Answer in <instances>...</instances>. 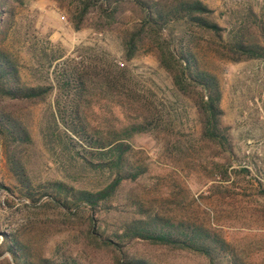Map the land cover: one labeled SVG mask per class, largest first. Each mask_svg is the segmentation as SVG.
Returning a JSON list of instances; mask_svg holds the SVG:
<instances>
[{
  "label": "rangeland",
  "instance_id": "rangeland-1",
  "mask_svg": "<svg viewBox=\"0 0 264 264\" xmlns=\"http://www.w3.org/2000/svg\"><path fill=\"white\" fill-rule=\"evenodd\" d=\"M202 1L224 35L241 25L255 39L257 28L264 26L262 0ZM77 4L26 0L16 7L15 24L33 27L29 32L39 42L37 49L30 52L29 41L14 35L2 44L17 58L24 83L51 87L43 99L12 109L19 111L33 141L21 153L34 192H45L39 185L51 181L76 190H95L103 182L99 172L72 161L74 152L88 157L87 149L74 142L72 149L69 132L65 135L57 126L56 100L58 91L63 92L58 81L72 67L88 79L80 106L95 136L112 137L132 124L148 128L133 136L128 154L131 167L145 173L123 181L115 196L94 213L86 207L62 212L39 192L35 202L26 201L0 146V231L15 230L34 260L125 264L134 258L149 264H208L188 251L119 238L121 227L136 213L152 212L219 232L241 260L264 264V60L231 62L223 57L226 39L191 32L200 68L217 78L222 92L221 123L228 145L221 148L202 137L192 98L174 87L145 34L143 46L126 59L124 42L139 27V12L126 5L109 27L92 14L76 29L71 19ZM63 94L61 103L72 99ZM104 239L114 244L105 245ZM3 240L0 233V264H14Z\"/></svg>",
  "mask_w": 264,
  "mask_h": 264
},
{
  "label": "trees",
  "instance_id": "trees-1",
  "mask_svg": "<svg viewBox=\"0 0 264 264\" xmlns=\"http://www.w3.org/2000/svg\"><path fill=\"white\" fill-rule=\"evenodd\" d=\"M26 0H0V146L3 147L7 166L26 201H36L34 187L25 169L22 150L32 145L33 141L27 124L20 119L19 111L12 110L43 99L51 90L49 86L29 85L22 81L20 65L2 44L12 35L29 41V51H35L38 41L30 25L23 30L16 25V7L23 6ZM74 8V27L79 29L89 15L94 14L97 20L106 22L109 27L116 23L123 14L124 7L131 5L139 12V27L132 30L130 37L124 42L126 59L134 57L143 46V35L152 45L159 66L170 76L174 87L184 95L192 98L193 106L199 117L202 137L218 146L228 145L226 128L222 126L221 109L222 92L217 78L200 68L199 61L193 52L191 41L192 31L197 29L206 34H213L223 39L224 56L234 63L247 60H264V26L257 28V37L250 39L245 28L238 26L236 31L223 34L224 28L212 18L213 11L202 0H78ZM264 9V0L262 8ZM260 9V10H261ZM257 15V14H255ZM23 31V33H22ZM224 36V38H223ZM175 49V50H174ZM40 50V49H39ZM41 55L47 57L46 49ZM54 62L49 60L48 64ZM77 65L78 64H74ZM68 72V73H67ZM62 73L58 99L56 100L57 126L63 132H69V145L79 144L90 150H85L86 156L74 152L71 159L79 166L100 173L103 179L100 187L95 190L74 189L65 183L51 181L44 186L45 192H39V197L49 199L62 212L70 209L86 207L94 213L96 208L112 199L119 186L125 180H134L145 173L136 172L129 162L128 154L132 150L130 140L134 135L147 131L142 124H132L124 127L113 136H95L81 114L80 100L87 90V81L83 71L77 68L67 69ZM75 91L73 92V90ZM71 96V100L61 103L63 93ZM67 92V93H66ZM73 94V95H70ZM64 124V127L60 123ZM65 133V135H66ZM111 137V138H110ZM74 142V144L72 143ZM74 149V147L72 148ZM0 188L4 187L0 184ZM90 235L95 231L91 216ZM119 238L141 240L171 249L188 251L204 257L208 264H250L238 256L235 248L228 243L219 232L191 224L185 220H175L158 216L157 213L139 211L136 216L125 223ZM4 240L2 246L12 257L14 264H77L70 259L55 262L49 258L32 259L15 230L0 231ZM99 237H101L99 235ZM105 245H113L110 239H104ZM119 251L122 247L116 245ZM10 264V263H7ZM125 264H149L141 259H129Z\"/></svg>",
  "mask_w": 264,
  "mask_h": 264
}]
</instances>
